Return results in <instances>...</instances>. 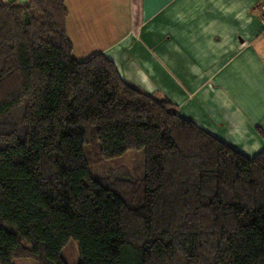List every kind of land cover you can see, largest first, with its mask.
I'll list each match as a JSON object with an SVG mask.
<instances>
[{
  "label": "trees",
  "instance_id": "1",
  "mask_svg": "<svg viewBox=\"0 0 264 264\" xmlns=\"http://www.w3.org/2000/svg\"><path fill=\"white\" fill-rule=\"evenodd\" d=\"M63 0H0V264H264V150L252 158L72 56ZM144 150L141 181L90 175Z\"/></svg>",
  "mask_w": 264,
  "mask_h": 264
},
{
  "label": "crops",
  "instance_id": "2",
  "mask_svg": "<svg viewBox=\"0 0 264 264\" xmlns=\"http://www.w3.org/2000/svg\"><path fill=\"white\" fill-rule=\"evenodd\" d=\"M63 1L75 60L102 54L124 82L245 157L264 150L262 0Z\"/></svg>",
  "mask_w": 264,
  "mask_h": 264
},
{
  "label": "rangeland",
  "instance_id": "3",
  "mask_svg": "<svg viewBox=\"0 0 264 264\" xmlns=\"http://www.w3.org/2000/svg\"><path fill=\"white\" fill-rule=\"evenodd\" d=\"M86 157L90 175L94 179L112 182L115 179L141 181L144 174V150L128 151L114 159H102L94 142L86 148ZM61 258L66 264H78L80 258L73 241H69L61 251ZM12 264H35L30 259L15 260Z\"/></svg>",
  "mask_w": 264,
  "mask_h": 264
},
{
  "label": "built area",
  "instance_id": "4",
  "mask_svg": "<svg viewBox=\"0 0 264 264\" xmlns=\"http://www.w3.org/2000/svg\"><path fill=\"white\" fill-rule=\"evenodd\" d=\"M258 9H259L260 16H261V21H262V25H263V35H264V0H262L259 3Z\"/></svg>",
  "mask_w": 264,
  "mask_h": 264
}]
</instances>
